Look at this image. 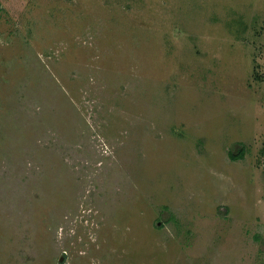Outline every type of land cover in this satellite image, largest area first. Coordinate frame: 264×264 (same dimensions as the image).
<instances>
[{"label":"rangeland","instance_id":"1","mask_svg":"<svg viewBox=\"0 0 264 264\" xmlns=\"http://www.w3.org/2000/svg\"><path fill=\"white\" fill-rule=\"evenodd\" d=\"M0 264H264V0H0Z\"/></svg>","mask_w":264,"mask_h":264},{"label":"trees","instance_id":"2","mask_svg":"<svg viewBox=\"0 0 264 264\" xmlns=\"http://www.w3.org/2000/svg\"><path fill=\"white\" fill-rule=\"evenodd\" d=\"M244 150H240V152L238 153V155H234V154H230L231 158L233 160H238V159H242L244 157Z\"/></svg>","mask_w":264,"mask_h":264}]
</instances>
